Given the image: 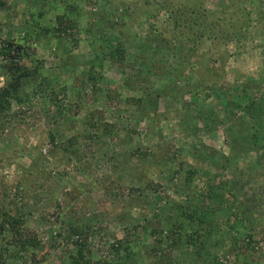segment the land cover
Here are the masks:
<instances>
[{"label": "rangeland", "instance_id": "rangeland-1", "mask_svg": "<svg viewBox=\"0 0 264 264\" xmlns=\"http://www.w3.org/2000/svg\"><path fill=\"white\" fill-rule=\"evenodd\" d=\"M0 1L3 3L0 6V37L10 34L13 40L18 38L19 29L25 22L30 26L39 22L41 26L55 27L57 16L71 19L77 25L66 31L71 34V39L47 34L39 45L28 42L33 46L29 56L30 67L42 62L39 80L51 79L53 90L65 86V93L56 96L60 114L55 113L58 108L51 113V120L57 125L46 121L43 113V108L52 109L53 104L43 102L38 90L34 95V89L29 86L25 91L28 101L21 105L11 102L10 105L11 112L22 111L24 114L17 116L18 122L12 117L6 119L7 125L0 132V212L21 214V234L26 238L34 237L38 242L35 248L23 249L20 243L13 245V256L18 258L22 254L25 257L19 264L37 261L38 264H71L73 258L69 253L73 247L66 239L67 226L81 223L96 230L87 237L91 261L97 258L108 262H118L117 258L125 260L123 253L113 256L107 247L124 234H137L131 250L136 257L133 264H157L155 256H161L162 252L157 251L152 257L145 251V245L154 244V237L144 229V220L154 216L157 204L162 206V210L169 208L167 206L172 202L185 201L186 196L180 188L184 172L189 169L198 171L187 188L190 198L204 194L214 180V174L215 180L228 184L226 191H220L221 195L224 199L233 197L241 204L244 214L239 217L249 216L245 227L254 231L253 248H245V243L240 241L238 249L235 248L231 254L227 251L231 243L224 239V248L219 251L212 249L209 256L202 255L196 260L190 255V248L183 246L178 251L166 253V257L171 259L169 264H264V117L257 121L248 118L244 111H236L228 121L229 113L224 110L226 100L237 99L229 98L234 82L241 83L245 77L251 76L256 83L264 72V0L263 20L256 23L251 16L250 24L244 26L248 42L235 51L239 49L242 52L240 60L234 61L231 56L234 44L225 46L223 64L212 61L211 53L204 54L202 59L208 61L207 67L215 77L209 73L205 85L208 90L198 89L193 101L188 93L181 92L179 97L178 93L174 95L167 90V82L179 69L176 50L168 51L166 47L159 46L153 55L152 49L156 45L152 41L150 47L137 48L142 40L151 38L152 25L164 28L165 16L158 14V10L166 0ZM221 4H227V0L223 3L220 0H203L201 9L217 12ZM202 11H199L197 20L201 19ZM108 20L116 27L122 22L124 27L113 31L103 28ZM84 29L90 32L83 33ZM110 31L118 36L126 33L124 35H129L126 40L130 41L136 37L134 45L125 47L129 60H122L118 65L102 58L99 48L105 43L101 35L108 36ZM169 42L173 44L172 39ZM149 62L152 63L148 74L142 73L141 69L134 74L139 64ZM3 63L0 60V66ZM90 74L95 77L94 81L89 80ZM98 74H102L104 82L97 81ZM125 76L131 78L128 88L122 85ZM34 79L36 88L40 89L38 77ZM256 85L261 90L255 95L260 94L264 99V84ZM175 86H179L178 82ZM73 87L78 88V96ZM99 88L115 92H110V97L98 95L96 90ZM205 91L209 94L206 95ZM154 96L152 103L147 105L148 98ZM125 99L133 102L127 103ZM258 101L257 98L254 100ZM141 106L144 109H140ZM87 118L96 127L86 129ZM261 123L262 136L258 138L263 142L256 141L252 130L242 132L240 142L237 140L244 124L248 127L252 124L251 128L256 129ZM102 124L106 129L107 126L111 128V138L100 134ZM48 132L54 135L58 144L79 136L76 153L68 155L56 150L51 155ZM86 134H99V137L92 141L83 138ZM124 137H127L126 141H122ZM132 149L155 154L157 161L161 155L167 158L155 165L149 158L139 160L130 155ZM121 153L126 154L124 159ZM225 158L226 170L213 167L214 161ZM117 163L120 167L112 168ZM19 168L24 170L21 176L15 174ZM169 176H172L178 190H172ZM157 184L161 187L153 193ZM204 203L210 206L209 200ZM121 211L125 217L119 223L116 217ZM233 213L236 211L231 209V217ZM226 218L224 212L214 218L218 231L226 230ZM242 228L238 231L241 232ZM7 235L3 233V236ZM216 236L213 235L214 238ZM166 257L164 255L163 258Z\"/></svg>", "mask_w": 264, "mask_h": 264}, {"label": "trees", "instance_id": "trees-1", "mask_svg": "<svg viewBox=\"0 0 264 264\" xmlns=\"http://www.w3.org/2000/svg\"><path fill=\"white\" fill-rule=\"evenodd\" d=\"M220 1L223 3L225 0ZM262 3L263 0H227V4H221L222 7H219L217 12H207L205 10L202 11L201 9L203 0H166L158 10V14L163 13L165 16L163 20L164 28L162 29L161 27L152 25L150 29L152 35L151 38L146 41L142 40L141 45L137 44V48L142 50L145 46L150 47L149 43L152 41L156 45L155 48L152 49L153 55L158 52L159 46L166 47L168 51L172 49L176 50V53L179 54V59L176 62L179 69L175 70L176 75L174 74L172 76L171 80L167 82L166 87L167 90L173 92L174 95L178 93L179 97L181 92L188 93L193 101V95L195 92L198 89L206 88L209 73L215 77V74L207 67L208 61L202 59L204 54L211 53L214 58L212 61L217 60L223 64L222 57L225 54V46L234 44L235 50L232 52L231 56L234 61L240 60L239 57L242 52L239 49L237 52L235 51L241 44L244 45V43L248 42L244 26L250 24L251 16H254V21L256 23H260L263 20ZM2 5L3 3L0 1V6ZM71 10L74 12L76 11V9L72 7ZM200 10L202 11L200 16L201 19L197 20ZM38 16L42 17V14H38ZM55 23L56 26L51 27L50 25L41 26L39 22H34V25H37V28H34V25L30 26L25 22L22 25V28L19 29L20 32H18V38L13 40L10 38V34L0 37V60L4 62L0 66L1 75L3 77V87L0 88V132L3 130V127L7 125L6 119L12 117L18 122L19 117L17 116L24 114L22 111L11 112L10 105L11 102L17 105L25 104V102L28 101L25 91L29 86L34 89V91L32 90L34 95H37L36 91L38 90L37 92L41 95L43 102L53 104L52 109L43 108V113L46 121H49L50 124L57 125L56 122H52L51 113L52 110L54 113L58 108L59 105L56 104V96L57 94L65 93V86H60L56 90H53L51 79H48L47 81L44 79L39 80L42 62L38 61L35 64L37 66L30 67L29 56L31 52L30 50L33 46L31 47V44L28 43L33 41L36 45H39V41L44 39L47 34L54 38L65 37L71 39V34H67L66 31L76 28L77 25H74L71 19H63L62 16H57L55 18ZM118 24V27H116L113 22L108 20L106 26H103V28L106 27L111 31L116 28L122 30L124 24L122 22ZM84 31L90 32L89 29H84L83 33ZM111 31L108 36L103 35L105 38L101 35V38L105 39V43L100 44L99 48L103 54L102 58H106L108 63L118 65L122 60H129V55L125 53V47L131 46V44L135 42L136 37L133 36L130 41L126 40L129 37V35H124L126 33H123V36H118ZM31 37L33 40H31ZM170 39L173 40V44L169 42ZM91 40H93V38H91ZM73 41L76 43L75 40ZM236 43L239 45H236ZM260 47L261 46H257V48ZM93 61L94 60H92V63L94 64ZM151 63L149 62L150 65L145 63L142 65L139 64V69L134 74L139 73L141 70L142 73L145 71L148 74L150 72L149 69ZM181 72H183V75ZM185 75H187L186 77L188 78H186ZM34 77H38L40 89L36 88ZM126 77L127 76H125V80L122 81V85L123 87L128 88L130 87L129 81L131 78ZM89 80L94 81L95 77L91 75ZM97 81L101 83L104 82L102 74H98ZM169 82H171V85H169ZM176 82H178L179 86H175ZM240 82L241 83H238V81L234 82L231 86L233 87L231 94L229 95V98L233 96L237 97V99L235 101L228 99L224 102V110L229 113L228 121L234 117L236 111H244L248 118L257 121L259 119L261 120V118L264 117V99L261 98L262 96H260V94H255L261 90L260 88L258 89L259 86H257L256 83L260 86L261 84H264V72H262L261 78L256 83L251 76L245 77V80ZM73 88L75 95L78 96V88ZM208 88H206V90H208ZM96 91L98 95H107V97L108 95L109 97L111 96L110 92H115L108 88L105 90L99 88ZM238 91L239 93H237ZM251 91H253V93H251ZM205 92L207 93L206 95L209 94V92ZM94 94L95 93H93V95ZM155 97L156 96L149 97L146 104H151L153 101L152 98ZM256 98L259 99L258 102H254ZM130 101L133 102V100L125 99V102L127 103ZM54 105L56 107H54ZM141 107L142 108L140 109H144L143 106ZM60 112L61 110L58 108L55 113L59 115ZM87 119L85 120L87 126L84 124L86 129H88L87 127H89V129L96 127L95 123H90L89 118ZM104 125L105 124H102L100 134L111 138V128L107 126L106 129ZM249 125L252 126V124ZM240 126H242V124ZM244 126L245 127L240 128L242 130L240 131V135H237V140H239V142L240 138L243 136L242 132H248L250 130H252L253 133L255 131L253 137L256 138V141L263 142L262 138H258L259 135L262 136V123L259 124L256 129L251 128V126L248 127L246 124H244ZM78 137L79 136L70 137L65 140V144H58L55 143L54 135L48 132L47 138L51 146L50 154L54 155L57 150L64 154L70 155L72 153V155H74L76 153L75 145L77 144V139H79ZM98 137L99 134H86V136H83V138H88L92 141L96 140ZM123 139L125 140L122 141H126L127 137H124ZM129 154L136 156L139 160L149 158L151 163L153 162L155 165H159L160 160L167 158L166 155H161V159L157 161L155 154L141 151V149H132L129 151ZM125 155L126 154H120L122 159H124ZM119 167L120 165H118V163L112 165V168ZM213 167L220 169L221 171L226 170V158L219 162L217 160L214 161ZM23 172L24 170L20 168L15 170L17 176H21ZM197 172L196 169H189L184 172L183 184L180 188L181 192L186 196L183 203L172 202L171 204H168L167 207L169 208H163L162 210V206L157 204V209L153 214L154 216L151 219L144 220V229L148 231V234L151 237H154V244L145 245V251L148 255L151 254L152 257L155 256L157 251L162 252L161 256H155L158 259V261H156L157 264H169L171 259L166 257V253L174 250L178 251V249L183 246H188L190 248L189 253L192 257L194 256L196 260L198 257L201 259L202 255L205 257L209 256L212 249L219 251V249L221 250L224 248V239L231 243L230 249H227L231 254L234 252L235 248L238 249L237 243L240 241L245 243V248L249 249L252 247L254 231H252L251 228L249 229L245 227V223L247 222L246 218H248L249 222V216L239 217V215L243 213L242 206L240 203H237L233 197L224 199V196L221 195L220 191H226L228 189V184L226 182L224 183L215 180L216 174L212 175L214 180L208 185V190L204 194L195 195L194 198L188 196L189 193L187 192V188H189L191 179H193L192 177H194ZM152 175H154V173H152ZM168 179L171 181V185H173L172 190H178L172 180V176H169ZM159 187L161 186L157 184L153 193L157 192ZM129 190L132 191L133 188H130ZM207 200H209L210 206L204 203ZM152 205L156 206V203H153ZM129 207H131V204ZM231 209L236 211L235 214H232V217L230 215ZM121 212L116 217L119 223H122L125 217L124 212ZM223 212L227 217L225 220L226 222H224L226 230L220 232L218 231L217 223L214 222V218L217 217L218 213L220 214ZM21 217L22 216L19 213L10 214L5 211L0 212V250L2 253L8 252L6 254V259L2 264H19L20 261L25 260V257L22 254L18 258L14 257L13 251H8L7 247L12 249L14 247L13 245H16L17 243H20V246L23 249L29 247L35 248L38 245V242L34 237L26 238L21 234L22 230L19 226L21 225ZM231 218L233 220H230ZM154 222H156V225H154ZM240 227H243L241 232L238 231ZM3 233H7L8 235L3 236ZM67 233L68 236L66 239L73 247V249L71 248V254L69 253L73 258L71 264H133L136 261L135 255L133 256L131 254V250L134 241L137 240V234H124L119 240H114V242L110 243L107 247L108 253L113 256H118L121 252L126 259L124 260L122 258V260L121 258H117L118 262L116 260L108 262L99 258L91 261V259L88 258L91 254L90 246L87 243V237H89L88 235L90 234L96 233V230L91 229V227L83 223L76 225L71 224L67 226ZM213 235H217L216 238H214ZM70 236L73 238H70ZM161 245H163V247H161ZM72 254H74V256ZM164 255L166 257L165 259L163 258ZM214 263L218 264V262ZM33 264H38V261ZM245 264L250 263L246 262Z\"/></svg>", "mask_w": 264, "mask_h": 264}, {"label": "built area", "instance_id": "built-area-1", "mask_svg": "<svg viewBox=\"0 0 264 264\" xmlns=\"http://www.w3.org/2000/svg\"><path fill=\"white\" fill-rule=\"evenodd\" d=\"M8 251H9V249H7ZM8 252H6V253H2L1 252V250H0V264H2V262H4V260L6 259V254H7Z\"/></svg>", "mask_w": 264, "mask_h": 264}, {"label": "clouds", "instance_id": "clouds-1", "mask_svg": "<svg viewBox=\"0 0 264 264\" xmlns=\"http://www.w3.org/2000/svg\"><path fill=\"white\" fill-rule=\"evenodd\" d=\"M0 87H3V77H0ZM7 249H9L11 251V248L7 247Z\"/></svg>", "mask_w": 264, "mask_h": 264}]
</instances>
